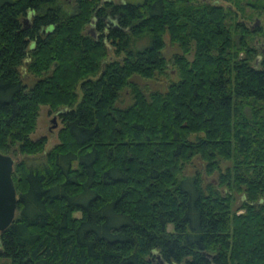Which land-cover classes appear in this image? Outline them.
I'll use <instances>...</instances> for the list:
<instances>
[{
  "label": "trees",
  "instance_id": "obj_1",
  "mask_svg": "<svg viewBox=\"0 0 264 264\" xmlns=\"http://www.w3.org/2000/svg\"><path fill=\"white\" fill-rule=\"evenodd\" d=\"M223 1L0 0V152L25 157L0 264H264V0Z\"/></svg>",
  "mask_w": 264,
  "mask_h": 264
},
{
  "label": "rangeland",
  "instance_id": "obj_2",
  "mask_svg": "<svg viewBox=\"0 0 264 264\" xmlns=\"http://www.w3.org/2000/svg\"><path fill=\"white\" fill-rule=\"evenodd\" d=\"M70 7H73V0H68ZM219 3L227 6L229 3L225 2L223 0H219ZM233 10L236 9L234 5H232ZM69 10H72V8H69ZM242 13V12H241ZM245 15L249 18L246 21V23L250 26H255L256 21L258 22L257 25L261 27V30L264 31V12L262 14H258L256 11H254L250 6H245ZM240 19H242L241 16H239ZM87 29L90 31H93V26L89 25ZM254 44L258 48H260L261 44V37L260 35L254 36ZM140 42H136L138 44ZM166 47L163 50L164 55L167 58H170L173 54L178 53L179 49L176 45L170 44L168 41L166 42ZM142 47L145 46V44L142 43ZM138 47V48H142ZM191 58V56H190ZM36 80V77L33 75H28L24 73V82L27 85H32ZM133 81H135L137 84H139L145 92H148L150 90H160L164 91L166 89V86L170 80H177V76L175 74L174 68H170V73L168 76H156V78L151 80H145L138 76H134ZM131 103V97L127 89L123 90L120 94L119 100L117 102V105L120 107H125ZM61 128V121L55 111L51 110L48 106L42 105L40 107L39 116L37 118L36 128L35 131L31 134L32 139H37L41 136H45L47 138V143L45 146V151H48L51 149L55 144L58 143V131ZM20 154H16V156H12L14 159V164L22 158H25L24 156H20ZM17 158H19L17 160ZM41 157L37 158H27V162L29 164H35L42 162ZM14 167V165H13ZM195 172H200L202 175V179L204 183H207V180L214 179V176H207L204 172V163L199 158H194L190 164L186 166L185 174H193Z\"/></svg>",
  "mask_w": 264,
  "mask_h": 264
},
{
  "label": "water",
  "instance_id": "obj_3",
  "mask_svg": "<svg viewBox=\"0 0 264 264\" xmlns=\"http://www.w3.org/2000/svg\"><path fill=\"white\" fill-rule=\"evenodd\" d=\"M13 165L12 156L0 152V232L4 231L16 216L18 196L12 180Z\"/></svg>",
  "mask_w": 264,
  "mask_h": 264
}]
</instances>
